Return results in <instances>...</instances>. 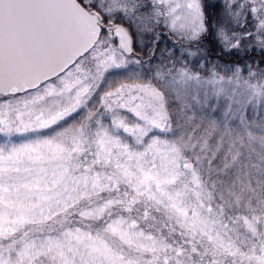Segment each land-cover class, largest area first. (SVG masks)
Wrapping results in <instances>:
<instances>
[{"label": "snow or ice", "instance_id": "6c2138e0", "mask_svg": "<svg viewBox=\"0 0 264 264\" xmlns=\"http://www.w3.org/2000/svg\"><path fill=\"white\" fill-rule=\"evenodd\" d=\"M0 264H264V0H0Z\"/></svg>", "mask_w": 264, "mask_h": 264}]
</instances>
